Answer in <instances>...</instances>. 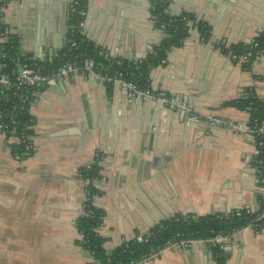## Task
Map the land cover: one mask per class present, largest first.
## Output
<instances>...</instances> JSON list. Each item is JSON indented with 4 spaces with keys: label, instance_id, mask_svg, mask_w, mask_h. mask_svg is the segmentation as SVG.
Here are the masks:
<instances>
[{
    "label": "crops",
    "instance_id": "0c3cea01",
    "mask_svg": "<svg viewBox=\"0 0 264 264\" xmlns=\"http://www.w3.org/2000/svg\"><path fill=\"white\" fill-rule=\"evenodd\" d=\"M1 1V0H0ZM73 0H11L4 25L19 57L49 61L66 44ZM153 0H88L81 35L114 58L140 60L163 39L150 21ZM169 15L196 17L195 29L149 73L167 102L129 100L91 72L35 92L28 108L32 150L0 133V264H92L76 227L84 190L80 168L100 157L104 213L97 234L111 253L177 215L256 210L264 187L251 165L248 115L224 103L247 90L264 101V55L248 70L201 39L249 45L264 29V0H173ZM157 30V31H156ZM220 46V45H218ZM225 264H264V233L245 228L225 248ZM142 264H216L207 246L161 252Z\"/></svg>",
    "mask_w": 264,
    "mask_h": 264
},
{
    "label": "trees",
    "instance_id": "16d2710c",
    "mask_svg": "<svg viewBox=\"0 0 264 264\" xmlns=\"http://www.w3.org/2000/svg\"><path fill=\"white\" fill-rule=\"evenodd\" d=\"M8 1L1 0L0 8L3 7ZM171 0H153L151 2L152 10L151 15L156 17L155 27L158 28L161 24L165 25L163 31V39L153 48L147 56L140 60H122L121 66H116L115 59H105L100 56L103 48L96 46L93 42L86 39L81 35L80 25L84 19V14L87 10L88 0H74V11L69 13L67 20V30L65 34L66 44L62 50L52 60L54 67L61 64V61L73 60L78 66H83L85 61H93L100 63L102 66L110 67L108 74L112 75L114 72L127 73L126 80L133 82L137 89L144 91L150 89L149 73L150 71L161 65L165 61L167 53L173 47L180 45L188 36L189 27L184 22L183 18L186 17L193 21L194 16L189 13L182 12L180 15H169L167 6ZM197 30L201 39L207 40L210 32V27L199 21L197 23ZM73 47H70L71 44ZM18 46V39L13 36L9 41L0 44L3 51L8 53L9 56L15 57L16 52H10L9 47ZM70 47V49H69ZM223 50L224 55H244L247 52L256 53L263 52L264 54V31L254 38L253 42L249 45L235 44L229 47L219 46ZM19 52V50H18ZM65 54V56H63ZM15 55V56H14ZM18 57L15 58L17 61ZM24 59L19 57V61ZM254 61L251 57L247 63H243L242 67L245 70L250 68ZM94 71L100 75H105V72L100 68H95ZM107 90H112L113 84L106 83ZM224 106L233 107L239 111L245 112L248 115V129L251 134L255 150L257 154L252 157L251 165L257 170L258 180L264 178V132L259 133L257 129L264 126V101L256 97L253 93L247 90L246 95L240 99L232 100L224 103ZM29 108V107H28ZM28 108L21 116V124L17 127L18 130L24 128L29 137H32L33 131L31 128V119L28 115ZM4 111V112H3ZM9 104L5 103L0 98V113H8ZM1 121H6L3 117ZM18 150L21 151L20 148ZM100 157L95 158L94 162L86 167L80 168V173L91 180H100ZM90 195L97 197L100 192L95 185H90L88 188ZM92 198V197H91ZM250 211V210H249ZM88 212L93 213L88 214ZM264 212V201L256 210L248 212L246 209L233 211L232 216H225L223 214H211L203 217L192 215H177L155 225L150 231L147 243H137V241H130L122 243L110 256L107 255L104 244L105 240L97 234V230L102 225L104 213L101 209L94 208L91 204L85 207V214L77 219L76 227L78 232L82 235L80 246L83 251H86L94 261L92 264H133L141 261L143 258L152 254L158 253L167 242L177 240H194L212 238L217 235H229L234 232L240 231L247 227L253 219ZM238 213V215H236ZM260 228L264 227V220L258 222ZM179 235L177 238L176 236ZM212 257L216 264H225V253L218 248H213Z\"/></svg>",
    "mask_w": 264,
    "mask_h": 264
},
{
    "label": "built area",
    "instance_id": "2783aa9c",
    "mask_svg": "<svg viewBox=\"0 0 264 264\" xmlns=\"http://www.w3.org/2000/svg\"><path fill=\"white\" fill-rule=\"evenodd\" d=\"M74 5L75 2L73 0L69 7V13L74 11L73 9ZM2 9L3 7L0 8V44L5 41H9L11 38H13V36H16L4 25L2 21ZM151 10H152V6H151ZM151 19L155 25L156 17L151 15ZM183 20L186 23H189L191 21L186 17H184ZM164 29H165L164 24H161L158 27V30L161 32H163ZM263 31L264 29L261 32ZM73 46L74 44L72 43L70 47ZM18 50H19L18 46L11 45L9 47V51L16 52L15 53L16 56L14 55L15 57H11L8 55V53L3 51L2 47L0 46V98L5 103L9 104V112L4 114L0 113V119H2L3 117L6 120V121L0 120V133L8 134L12 137H15L18 142L19 148L24 154L31 153L32 143H31V137L27 135L26 130L24 128H21L20 130L17 129L19 124H21V116L26 112V109L31 105L35 92L45 87L51 81L67 79L73 74L76 75L78 73L88 71L91 72L93 76L102 83H112L113 85H118L119 87L122 86L123 89L126 91L128 98L131 100L140 97H145V98L152 97V95H154V90H152L151 88L141 91L137 89V87L133 84V82L127 81L125 79L127 73L114 72L112 75L108 74V69H110V67L109 66L108 68L104 67L100 63H94L93 61H85L83 66L82 65L78 66L77 63H75V61L69 59V60L61 61V64L54 67L52 64L53 62L52 60L54 58L49 61L48 60L43 61L37 59L19 61ZM99 54L105 59H111V58L115 59L116 61L114 62L116 66H121L123 63L122 61L123 59L112 57L110 53H108L105 49H102V51ZM263 55H264L263 52H256V53L247 52L244 55H240V56L229 55L228 57L231 60H237V62L243 64V63H247L251 57H253L255 61ZM63 56H65V54ZM17 57L18 59L17 61H15V58ZM162 63H164V61H162ZM95 68L102 69L105 72V75L102 76L96 73L94 71ZM161 96H163L161 98L163 102L168 101L165 94H161ZM257 131L259 133H263L264 126L259 127ZM256 154L257 151L255 150V155ZM88 166L89 165L83 167L88 168ZM255 172L257 175L256 169ZM78 180L84 190L83 207H82V213L80 215L81 217L82 215L85 214V207L87 204H91L94 208L98 209L95 203V197L91 196L88 190L89 186L95 185L97 181L91 180L87 178V176H83L82 173H80V171L78 172ZM258 181L264 187V178ZM248 212L250 211L248 210ZM231 213L223 214V215L227 217L232 216ZM88 214L92 215L93 213L88 212L87 215ZM236 215H238V213ZM260 220H264V212L258 215L255 219H253V221L245 228L252 229L253 231H258L257 228L260 227L258 225V222ZM240 231L234 232L229 235L221 234L206 239H194V240L182 239V240L167 242V244L158 253L147 256L146 258H143L141 261L133 264H142L157 257V255L161 252L174 250L177 248L207 246L210 249V251L213 248H218L220 251L225 252L226 246L231 243L232 239L236 235H238ZM260 232L264 233V227L260 228ZM79 235L82 238V235L80 233ZM148 236L149 233L137 237L136 239L137 243L139 244L147 243ZM176 237L178 238L179 235H177Z\"/></svg>",
    "mask_w": 264,
    "mask_h": 264
},
{
    "label": "rangeland",
    "instance_id": "374dc122",
    "mask_svg": "<svg viewBox=\"0 0 264 264\" xmlns=\"http://www.w3.org/2000/svg\"><path fill=\"white\" fill-rule=\"evenodd\" d=\"M172 1L173 0H171L170 1V4L172 3ZM152 2V1H151ZM151 4V3H150ZM169 4V5H170ZM169 5L167 6V11H168V7H169ZM190 14V13H189ZM150 21L152 22V24H153V26H154V28L155 29H157L158 30V28H156L155 27V25H154V23H153V21H152V19H151V5H150ZM196 17H194V20L193 21H190L189 23H187V26L189 27V30L192 28H194L195 29V23H196ZM203 22V21H202ZM205 23V22H204ZM207 24V23H206ZM156 30V31H157ZM161 32V31H160ZM162 33V35L164 36V34H163V32H161ZM189 34V33H188ZM203 41H205V42H207V43H209V45H213L214 47H216V49H217V51H219L220 53H222L223 52V50H221L220 48H219V46L218 45H221V46H223V44L222 43H220V42H218V41H213V40H211V30H210V32H209V36H208V39L207 40H203ZM225 46V45H224ZM226 48L227 47H229V45L227 46H225ZM223 54V53H222ZM227 56V55H226ZM232 62H234V63H237V64H239L240 66L242 65V63H239V62H237V60H232ZM104 85L106 84V83H103ZM121 88H123L122 86H120V89ZM126 92V91H125ZM161 94H165V91H163V90H160V89H158V90H154V95H152V97H140V99H151V100H153V99H156V100H159V101H162L161 100V98L164 96H161ZM166 95V94H165ZM126 97L128 98V96H127V93H126ZM167 97V96H166ZM129 99V98H128ZM134 99H136V98H134ZM168 99V98H167ZM129 100H131V99H129ZM133 100V99H132Z\"/></svg>",
    "mask_w": 264,
    "mask_h": 264
},
{
    "label": "water",
    "instance_id": "95a60500",
    "mask_svg": "<svg viewBox=\"0 0 264 264\" xmlns=\"http://www.w3.org/2000/svg\"><path fill=\"white\" fill-rule=\"evenodd\" d=\"M140 59H141V58H140ZM49 84H50V85H54V84H55V82H54V81H51ZM110 254H111L110 252H109V253H107V255H108V256H110Z\"/></svg>",
    "mask_w": 264,
    "mask_h": 264
}]
</instances>
